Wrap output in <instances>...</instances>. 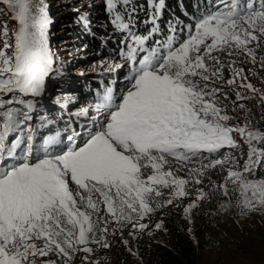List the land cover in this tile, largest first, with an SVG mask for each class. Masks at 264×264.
Listing matches in <instances>:
<instances>
[{
	"label": "snow or ice",
	"instance_id": "obj_1",
	"mask_svg": "<svg viewBox=\"0 0 264 264\" xmlns=\"http://www.w3.org/2000/svg\"><path fill=\"white\" fill-rule=\"evenodd\" d=\"M104 2L125 34L120 55L131 66L129 86L118 102L107 89L70 114L64 135L56 131L37 144L40 129L52 123L40 112L46 81L58 72L48 38L52 20L35 0H0L17 21L11 36L6 23L0 27V264H73L79 253L81 264H98L94 252L110 248V236L129 225L142 232L149 214L185 198L188 184H201L206 170L218 166H228L220 185L225 195L231 182L242 209L264 207V177L256 176L264 169V131L239 103L259 96L264 108V90L249 80L264 70V0H197L194 15L185 11L190 22L173 16L166 35L159 23L166 0H149L147 34L133 30L128 0ZM79 19L90 26L87 17ZM247 64L253 67L246 74ZM230 91L232 111L245 112L243 123H228L235 119L223 103ZM62 102L67 98L53 100ZM90 109L105 119L77 131L71 118L87 117ZM240 141L248 149L242 168ZM185 169L187 178L178 175ZM196 206L188 204L185 213Z\"/></svg>",
	"mask_w": 264,
	"mask_h": 264
},
{
	"label": "rangeland",
	"instance_id": "obj_2",
	"mask_svg": "<svg viewBox=\"0 0 264 264\" xmlns=\"http://www.w3.org/2000/svg\"><path fill=\"white\" fill-rule=\"evenodd\" d=\"M56 1H64V4L68 2V8L62 7L56 9ZM80 1L83 0H35L36 3H42L46 7L48 15L52 20L48 30V38L49 46L55 54L54 68L58 70V72L51 74V76L54 75L49 92L51 95L48 97L52 98L51 104L47 103L49 99L46 100L47 102H40L42 105L40 112L42 114H44L45 110L51 111L47 115L52 123L47 128L40 129V135L36 141L37 144L42 142V140L40 141L42 135L46 133L52 135L55 133V130L59 129L57 123L62 119V112L66 115L64 117L66 121L62 122V125L66 128L68 127L71 113L78 111L82 106L97 102L94 101L96 97H90L89 94L94 96L92 91L96 93H99V91L88 86L85 88V93H82L83 87L81 84H89L92 81L99 83L103 79L108 78L109 75L110 80L116 85L115 91H112V93L117 102L121 94L129 86L130 65L122 59L121 55L98 56L95 60L84 58L76 67L71 65V56L75 58L83 50H77L78 48L73 42L69 43L70 40L74 39L70 38L69 31L66 29V22L68 23L66 17L68 10L80 8L77 5L83 4ZM121 6L125 8L123 5ZM54 8L56 9L55 11L53 10ZM12 15L5 5L0 4V27L6 23L10 36L12 35V30L17 27V21L12 19ZM133 30L136 31V29ZM122 34L125 36L124 33ZM0 47H2V42H0ZM65 52H67L66 55ZM57 59H59V66L56 62ZM113 63H120L124 67L109 71V65ZM79 66L84 70L93 71L90 79L85 78L83 71L78 70ZM244 67L247 74V69L253 67V65L247 64ZM257 71L258 75H249V80L257 89L264 90V79H262L264 78V70L257 69ZM125 72L126 78L122 79L121 75ZM228 76L229 73L225 72V77L227 78ZM110 88L114 89L112 86ZM248 95L251 96L252 93H248ZM57 97L62 98V101L64 98H67L68 102H62L59 105L54 104L53 100ZM228 97L223 103L228 106L229 114L235 117V119L230 120L228 123H243L245 112L243 110L232 111V101L236 98L235 92L230 91ZM72 98L75 100H71ZM258 100L259 96H256L253 99L240 101L239 103H245L246 108L251 110L253 127L264 131L259 127V123L262 121L261 116L264 114V108L257 103ZM104 119L105 114L103 112L97 115L94 110L90 109L87 117L76 118L73 116L71 118V125L77 131L83 132L91 129L96 121H103ZM33 122L36 123L38 121L35 120ZM60 132L62 135L65 134L64 129L60 130ZM234 136L239 139L238 134H234ZM240 142L243 145V141ZM247 150V146L243 145V155L240 156L238 152L236 153L241 168L247 158ZM227 168L228 166L226 165L223 170L219 166L215 169L206 170V175L202 178L203 182L201 184L190 183L186 186L188 195L185 198L174 201L172 205L156 208L153 213L141 221L148 225L145 230L141 232L132 229L130 225L122 229V234L118 230L116 235L109 237L111 247L108 249L97 247L93 259L98 261V264H121L123 261H131L132 264H143L153 242L161 241L162 244L169 242L167 236L162 231L164 218L170 213L180 212L184 218L187 217L190 220V231L194 239L202 245L198 264H264V207L257 206L255 210L242 209L240 193L237 190L238 185L231 182L227 185L228 194H224V190L220 185L225 182ZM178 175L187 178V170L179 172ZM199 189L203 190L205 197L203 200H197ZM163 191L164 199H167L170 189H164ZM193 201L196 202L197 206L191 214H186L184 208ZM158 223L161 224L159 229L156 228ZM129 232H132L133 235H129ZM125 240L127 244L124 243ZM84 255V253L77 254L73 259V264H81V257Z\"/></svg>",
	"mask_w": 264,
	"mask_h": 264
},
{
	"label": "trees",
	"instance_id": "obj_3",
	"mask_svg": "<svg viewBox=\"0 0 264 264\" xmlns=\"http://www.w3.org/2000/svg\"><path fill=\"white\" fill-rule=\"evenodd\" d=\"M76 1V0H74ZM87 1V2H86ZM149 0H128L130 3L127 8L128 12H131L132 8H135L134 22H136V31L138 34H147L148 30L152 27L151 24H145L144 21L149 18L150 8L148 4ZM83 4H77L80 8H72L68 10V15L66 17L67 26L66 29L69 31L70 40L77 46V50H83L75 58L71 56L72 66L76 67L84 58L88 60H95L98 56L106 57L107 55H120L122 49L126 48V43H122L124 40V35L117 31L115 26L111 23V16L106 9L104 0H83L80 1ZM197 0H166V8L163 10V15L159 21L161 28L164 30V34H167V21L173 16L178 17L184 23H189V17L185 15V11L188 14L194 15L196 9L194 5ZM54 3V2H53ZM55 4V3H54ZM64 1H56V9L65 7L68 8ZM76 5V6H77ZM53 9L54 11L56 10ZM118 11L125 14V8L121 5L118 6ZM80 16L87 17L90 20V26H86L80 21ZM127 19V17H126ZM64 21V20H63ZM69 24V25H68ZM151 25V26H150ZM57 26V23H56ZM150 26V27H149ZM55 27V26H54ZM53 32V29H52ZM163 36L155 37L154 39H163ZM152 43L151 41L149 42ZM67 52H65V55ZM143 55V54H142ZM59 66V59L56 60ZM131 69V66H129ZM79 71H83L85 78L90 79L92 70H84L80 66ZM124 75V76H123ZM121 75V78H126V72ZM50 85L46 87L44 95L40 98V102H47L49 105L52 102L50 97V87L52 86L54 75L49 78ZM109 75L108 78L103 79L101 82H91L89 84L82 85V93H85V88L91 86L94 90L99 91L93 96L89 94L90 97H96L94 101H98V98L103 96L105 91L114 87L111 82ZM91 91V90H88ZM71 100H75L72 98ZM62 114V119L58 121V130H65V126L62 125L63 121H66L65 113ZM264 116V114H262ZM261 116V117H262ZM35 121V119H34ZM259 127L264 130V119L259 123ZM55 134V133H54ZM50 135L46 133L41 136L40 141L44 136ZM39 138V136L37 137ZM257 177H264V169L257 170ZM186 218H184L180 212L168 214L162 222V231L168 238L167 244H162L161 241L153 242L149 249V254L146 257L143 264H198L199 257L201 254L202 245L199 244L192 235L190 231V224ZM121 264H132L131 261H123Z\"/></svg>",
	"mask_w": 264,
	"mask_h": 264
},
{
	"label": "bare ground",
	"instance_id": "obj_4",
	"mask_svg": "<svg viewBox=\"0 0 264 264\" xmlns=\"http://www.w3.org/2000/svg\"><path fill=\"white\" fill-rule=\"evenodd\" d=\"M129 70L131 71V69L129 68ZM111 82V81H110ZM111 84L113 85V86H115V88H116V85L114 84V82H111ZM114 88V89H115ZM91 89V88H90ZM93 92V94L95 95L96 94V92H94V91H92ZM95 96H97V95H95ZM49 113H51V111L50 110H45L44 111V114H49ZM52 135H54V134H52Z\"/></svg>",
	"mask_w": 264,
	"mask_h": 264
}]
</instances>
